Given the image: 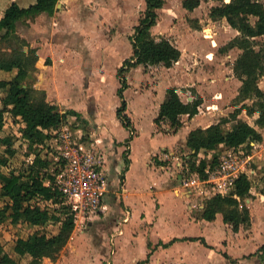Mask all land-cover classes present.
<instances>
[{
  "label": "rangeland",
  "instance_id": "374dc122",
  "mask_svg": "<svg viewBox=\"0 0 264 264\" xmlns=\"http://www.w3.org/2000/svg\"><path fill=\"white\" fill-rule=\"evenodd\" d=\"M111 1L112 0H107V3ZM133 1L135 4L133 5L135 8V13L131 14L130 12V19H132V21L135 18L138 19V17L145 9L144 0H132V2ZM182 1L183 0L164 1L162 5L163 9L160 11L157 10L159 17V19L158 17L157 19L159 23L157 24V26L153 27L152 32L155 37H168V39H171L172 42L175 45L179 46V48L184 53L183 58L181 59V62L177 64V67L179 66L180 68L182 66L185 71H180L178 70L179 68L177 69V73H179L177 75L178 82L176 83V87L179 90L181 98L185 101L188 100V97H191L192 99L195 98V96L198 95L195 87H200V90L205 97V100H203L205 101V103L203 102V104L201 103L199 106L202 110V114L200 115L205 116V120L201 121V123H197L207 126L208 124L216 123L217 121L226 118L229 121L227 123H224L223 126L225 129H228L235 122V120L231 118L230 114L235 108L241 106L242 104L237 103L236 101V95L238 93V88L241 84V81L235 76L232 68L233 61L241 50L237 47H233L231 48L233 50L229 49L227 51H222L220 47L228 41L229 37L231 38L233 36L234 28H232L228 24L227 20L224 17L219 19H211L210 21V8L213 5L219 4L223 0H200V4L197 7L193 8L192 10L186 8V12L180 11V7L183 6ZM259 1L264 2V0ZM171 11L176 12L175 14H173L172 19H170L169 14H167V12L171 13ZM253 20L254 18H252V21ZM128 22L122 23L120 30L117 31L115 36L112 35L111 37L107 38H98L101 45L108 43V40H112L111 42L114 41V45L112 46V48L110 47V50H107V52L104 54L103 60L99 62L100 57L97 56L95 58L97 73H100L99 75H102L104 77V80L101 81L100 78H96L94 83L92 82V84L90 85L93 86V88L91 89V95L96 96V102L95 100H93L92 102L90 101V103H88L90 105L89 109L94 110L96 108L99 110L100 116L104 121V126L107 128L109 127V129H111L117 136L121 135V130L119 126L120 124H117V117L115 114V107L119 104V97L116 94L118 78L115 75L114 71L115 66L118 63V59L122 57V55H126L129 51L128 46H130V44L129 36L127 34L130 32V30H128L127 27ZM114 23L118 28L120 21L117 19V17ZM27 25H29V22H26L25 19H21L17 21L16 28L19 31L26 32ZM115 26L113 27V29H111L112 25H110V29L115 30ZM95 29H89L91 30L90 32H92V35H98L97 30ZM20 37L24 38L31 47V41H28V39L25 37ZM214 39L216 40V45L212 41ZM11 44L12 43H10L9 41H0L1 57H7L9 55ZM17 45L19 46V44L15 42L12 46L17 47ZM263 45L264 35L256 37V47L258 48ZM73 47L83 54L93 52L92 45H73ZM23 49L26 51L27 47H24ZM210 55L212 57H209ZM126 58H128V56ZM99 63H102V66H98ZM41 64L42 62L39 64V66ZM39 66L36 68V70H31L25 82L29 84L33 83V81L35 80L36 72L39 71ZM144 68L143 69L145 70V72H153L151 73V77H149V75L145 79L143 75L144 73L141 70L140 66L132 68V70L129 72L130 86L125 95V99L129 102L131 112L135 114V123L138 129L137 131L139 132L138 141L136 142V151L134 153V157L132 158V171L130 172V179L128 180L130 184L129 187L132 190H134L135 187L142 186L146 183L151 186H157L160 183V178L158 176L153 177L151 175V172L153 171L151 169H153V167L148 168L146 167V165H144V152L148 148L150 149L154 148L155 146H159L160 142L165 140L164 137L153 138V135L151 134L153 121L150 120V116H144L142 114V110L145 107L151 108V105L154 104V101L160 96H163L162 86L166 81H168H165L164 79H169L170 77H167V74L165 75V73L161 71L165 68L163 67V64L150 66L147 65ZM173 73H176V71ZM74 81L78 86V94L76 98H78L81 102L82 109H85V111L87 112V110L89 109H86L84 107L85 96L83 94L85 92L81 87L82 82L79 81L78 78H75ZM152 84H154L153 87H148ZM258 84L260 88L264 90V75L260 76ZM141 85L148 88H145V90L140 93L137 88ZM2 94L3 93L0 90V97L2 96ZM244 102L250 104L251 100H245ZM85 114L88 116V119H76L75 117V120L73 122H66L67 124H63V126L69 127L71 129L77 128V131L80 130L79 132L84 135L85 139L95 140L98 145V150L106 159V164H109L108 170L111 174V177H113V173H117L118 177L119 174H123V179H121V182H119L118 178L116 181L118 183L117 192L119 194L117 199H109L108 202L110 203L111 207L107 205L105 212L99 213L98 216L92 217V219L87 220L86 222L78 221V223L74 225V229L68 239V242L61 250L58 257L55 260L45 258L40 264H102V262H105L106 258L110 257L111 253L109 252V245L110 241H112V239L114 238L113 235L118 229L123 228L125 224L121 221V211L119 210V205L121 204V206H124L121 187L125 181L126 173H124V161H121L122 166L119 169L120 171L118 169L116 171L115 162L117 160L116 153L120 154V158L122 160L123 152H126L128 158L130 157L129 151L131 144L126 146L124 141L116 143L115 138L103 136L100 128L98 127V121L96 120V117H98V115L91 114L90 110ZM257 115V112L254 114H248L246 109L244 108L239 112L238 118L254 125L262 134L261 141L250 142L251 147L249 148V150L253 157L251 160L253 161L249 162L248 164L249 168L253 170V172L250 173V176L253 180L254 186L259 189L264 183V127H259L255 124L254 121ZM189 119L190 118L186 114L182 115V126H186V122H188ZM22 125L23 122L18 117L14 118L8 112L4 114V122L3 127L0 129V136H11L14 139V147L16 148V153L14 154V156L9 157L8 159L10 166L20 168L26 165L33 159L35 155V152H31L28 155V152H30L34 148V151H40L41 157H48L51 159L53 157L55 158V136H51V138L46 140L44 144L30 145L25 138L21 137L20 128L22 127ZM159 127L162 131L173 132V128L170 127L167 121H161L159 123ZM181 127L179 128V130L182 131ZM130 134L133 135V132H130ZM113 140H115V143L120 146V148L118 149L116 147V151H113L112 146L110 145ZM4 148L5 145L1 144L0 156H4ZM166 151L169 154L168 148L166 149ZM171 151L178 158L181 164L186 163L185 154L188 155V149L185 152L183 147L176 145V147L172 148ZM214 152L220 155H227L229 150L226 152L225 149L220 148L214 151L204 152L202 156L210 159L211 156L216 154ZM199 156L202 157L201 155ZM165 159L168 160L167 163H169L174 158H172V156L170 155L169 158L165 157ZM152 161L154 165L159 166L158 160L152 157ZM52 162L51 164L53 165ZM0 169L4 172L7 171V169L3 166H0ZM161 170L164 171L163 168H161ZM181 170L182 167L178 166L173 175H170V181L172 182V184H175L176 186L178 185L179 188H182V195H180L179 197L183 202L182 211L183 213L187 214V212H189V210L187 209L189 208H186V204L190 205L193 202L203 203V200H200V198H197L196 195L192 194L190 197L192 198L191 203H189V200L186 201L185 194H188V189L183 186V177L181 175ZM156 172H159L158 169ZM164 173H161L160 175L163 176ZM141 190L142 189L140 188V191ZM134 191L139 190L137 189ZM132 194H128V196L130 197V203L140 201V194H133V197L131 196ZM153 194L155 193L153 192L152 194H150V196H155ZM5 200V198H1L0 206L4 203ZM244 203L249 208L251 226H240L237 233L241 232V239H239L240 241H237L236 244L241 246L242 251L248 252L247 257H255L258 263V260H261L258 257L256 251L262 244V240L258 239L260 235L264 240V196L257 191L253 198L245 199ZM172 206V201L167 200L164 208L165 214H163L162 217H160L161 215H159L157 221L154 224V228L149 232L151 238L157 239L158 237H164L173 230L185 231L186 229L191 233H198L197 231H200V229H202V232H205L208 237L210 236V239L212 241H215L216 238L220 236L224 231V228H222L219 224H222L221 213L216 214V217L213 220L215 224L210 226L203 225V228H201L192 224L187 225L181 217L175 214V212L172 210ZM149 210H152L151 205L149 206ZM197 210L198 206H195V208H193L192 214L199 215V211ZM216 218L219 223L216 222ZM229 226L231 228L230 224ZM252 227L253 230L251 229L250 231L249 228ZM56 230L57 224L55 223L30 226L26 223L10 224L8 222H4L0 224V247L8 251L11 255L15 256L12 251V245L17 237H26L34 232H45L46 234H51L56 232ZM230 233L236 235V232L234 233L232 228ZM135 234H137V232L133 233V235ZM117 237L118 236L115 237V240L117 239ZM232 237L233 236H231L230 238ZM144 247L145 244L143 243V235H140L137 237V240H134V243L127 248L126 252L121 253V256L118 258L117 264H127V261H130L131 257L135 254H143ZM235 259L237 261V258ZM27 260H29V256H25L20 259L21 262H26ZM135 263L136 261L129 264ZM237 263L242 264L238 261Z\"/></svg>",
  "mask_w": 264,
  "mask_h": 264
},
{
  "label": "trees",
  "instance_id": "16d2710c",
  "mask_svg": "<svg viewBox=\"0 0 264 264\" xmlns=\"http://www.w3.org/2000/svg\"><path fill=\"white\" fill-rule=\"evenodd\" d=\"M145 9L138 17L137 23L129 35L132 54L123 60L117 68L119 87L117 95L120 104L116 108V115L122 125L130 132L134 131L130 117L125 113L126 100L124 89L128 86L126 72L130 68L142 64H163L172 66L181 55V50L166 37H155L152 27L157 23V10L162 7L165 0H144ZM58 0H35L28 6H20L11 2L0 17V41H9L10 53L7 57L0 56V69L10 71L17 69L15 77L11 80L0 78V90L6 91L1 98L0 129L3 127L4 114L10 113L12 117H19L24 125L20 128L21 137L29 144L41 145L51 138L53 131L62 125L67 115H76L73 110L60 112L55 104L46 99L45 91L36 89L31 84L25 83L29 73L39 66L41 60L36 49L29 46L28 42L16 33V23L27 17L45 12L52 14ZM200 4V0H183V7L192 10ZM209 16L212 19L225 18L228 24L238 31V34L220 47L227 51L233 47L241 51L233 61V72L240 79L241 84L236 95L237 103L241 106L235 108L231 118L235 122L230 128L225 129L224 123L228 119H222L207 126H198L191 129L185 145L188 155L185 157V171L187 174L196 173L199 177H206L208 171L214 168L220 161L221 155L216 153L210 159L202 156L204 152L214 151L220 148L250 152V142L262 140L261 132L252 124L238 118L242 109L248 114L258 113L255 124L264 127V90L260 88L258 80L264 75V45L256 47V37L264 35V2L259 0H223L210 8ZM252 18L254 20L252 21ZM19 46H12L14 43ZM27 47L25 51L23 48ZM49 61L48 59L46 62ZM25 84V85H24ZM165 100L160 104L157 116L154 119L156 125L161 121H167L174 131L182 126V115L191 117L198 112L202 103L200 95L190 101H184L175 87H168ZM245 100H251L250 104ZM132 139L125 140L126 146ZM4 144V156H0V200H6L0 206V224L26 223L30 226L57 224L54 233L34 232L26 237H17L12 245L15 256L0 247V264H40L43 259L55 260L65 247L74 229L73 214L64 203V198L58 189L52 188L53 173L57 168H51L52 159L41 157L40 151L35 152L33 159L23 167L10 166L9 157L14 156L16 148L11 136L0 137V145ZM48 153V152H47ZM225 153V152H224ZM201 155L202 157H200ZM124 171L128 168L129 158L123 152ZM123 174L120 176V182ZM264 196V183L257 189L251 176L242 173L233 182L228 194L214 193L205 200L201 209V216L208 220H214L216 214L221 213L222 220L229 223L234 232L240 226L250 227V212L244 203L245 199L253 198L256 192ZM55 204V205H54ZM185 239L203 238L187 237ZM258 257L264 264V243L257 251ZM29 256V260L21 262L22 257ZM149 259V253L138 264H145Z\"/></svg>",
  "mask_w": 264,
  "mask_h": 264
},
{
  "label": "crops",
  "instance_id": "0c3cea01",
  "mask_svg": "<svg viewBox=\"0 0 264 264\" xmlns=\"http://www.w3.org/2000/svg\"><path fill=\"white\" fill-rule=\"evenodd\" d=\"M11 1L16 2L20 6H28L35 0H0V17L3 15L5 8L11 3ZM133 5L135 4L134 1L132 2V0H119V3L118 0H112L108 3L107 0H58V2L56 3V8L52 14L41 12L36 14L34 17H27L25 20L26 22H29V25L26 26V32L19 31L16 28V33L18 32L17 34L27 38L28 41H31V47L36 49V53L42 62V64L39 66V71L36 72L35 80L31 85L35 88L44 89L46 92L47 101L55 104L60 112L63 113L67 110H73L74 112H76V115L68 114L66 118L67 120H65L62 125L67 124L66 122H73L75 120V117L76 119H88V116L85 113H88L90 110L91 114L98 115V117H96V120L98 121V127L100 128L103 136L115 138L116 143H120L123 141L125 142V140L129 138L130 131L126 128H123L124 126L120 122L117 115L116 121L118 125L120 124V136H117L111 129H109V127L107 128L104 126V121L100 116L99 110L96 108L94 110L89 109L90 105L88 103H90V101L92 102L93 100H95L96 102V96L91 95V89L93 88V86L90 85L92 84V82L94 83L96 78H100L101 81L104 80V77L102 75H99L100 73H97L95 58L97 56L100 57L99 62L103 60L104 54L107 52V50H110V47L112 48V46L114 45V41L111 42L112 40H108V43L101 45L98 38H107L111 37L112 35L115 36L117 31L120 30L122 23L128 21L129 22L127 23V27L130 32L127 35L129 36L132 33L133 27L138 20L137 18H135L133 21L132 19H130L131 14L135 13V8ZM162 9L163 7H160L158 11ZM186 10L187 9L183 6L180 7V11L186 12ZM171 13L167 12L170 19H172L173 14H175L176 12L171 11ZM116 17L120 21L118 28L114 23ZM158 19L157 23L153 27L157 26V24L159 23ZM211 19L212 18H210V21ZM110 25H112L111 29H113V27L115 26V30H111ZM89 29L97 30L98 35H92V32H90L91 30ZM237 34L238 31L233 29V36L231 38H233ZM231 38L229 37L228 40H230ZM169 40L172 42L171 39ZM212 41L215 43V45L217 44L215 39ZM73 45H92L93 52L83 54L76 48H74ZM177 47L179 48V46ZM128 48L129 51L127 52V54L122 55V57L118 59V63L115 66L114 71L116 76L117 68L121 66L123 60L126 59L127 56L130 57V55L132 54L131 44L130 46H128ZM183 55L184 53L181 50L180 58L175 62V64L170 67H166L163 65V67L165 68L161 71H163L165 75L167 74V77H170L169 79H164L165 81H168H166L162 86L163 96H160L158 99H156L154 101V104L151 105V108L145 107L146 109L144 108L142 110V114L144 116H150V120L153 121L151 132L153 138L164 137L165 140L161 141L159 146H155L154 148L150 149L148 148L144 152V165H146V167L148 168L153 167V169H151L153 170L151 172V175L153 177L158 176L160 178V183L157 186H151L146 183L142 186L134 188V190L138 189L139 191L130 189V184L128 181L130 179V172L132 171V158L134 157V153L136 151V142L138 141L139 132L137 131L138 129L135 123V114L131 112L129 102L125 99L127 104L125 113L130 117L132 125L134 127L132 139L129 141V144H131L129 151V164L128 168L124 171V173H126V178L121 187L124 206H121V204L119 205V210L121 211V221L125 224L123 228L118 229L113 235L114 238L112 239V241H110L109 245V252L111 253L110 257L106 258L105 262H102V264H117L118 258L121 256V253L126 252L127 248L132 245L134 243V240H137V237L140 235H143V243L145 244L143 254H135L131 257L130 261H127V264L131 262L134 263L135 261V264H138V262L144 260L147 257L148 253L149 259L145 264H238L237 261L242 264H262L259 260L257 263V259L255 257H247L248 252L242 251L241 246L236 244L237 241H240L239 239H241V232H236V235L230 233L231 228L229 226V223H224L222 218V224L219 223L216 218V222H218L221 227L224 228V233L222 232V234L217 237L218 241L217 238L215 241H212L210 239V236L208 237L205 232H202V229H200V231H197L198 233H191L186 229L185 231L173 230L168 235L164 237H158L157 239H153L149 235V232L154 228V224L157 221L159 215H161L160 217H162V215L165 214L164 208L167 200L172 201V210L175 212V214L181 217L187 225L192 224L194 226L203 228V225L210 226L215 224L213 220L208 221L201 216V204L199 202L191 203L192 198H190L191 196H189L188 194H185V198L186 201L189 200V203H191L190 205L186 204V208H189L187 209L189 210V212H187V214L183 213V202L179 197L180 195H182V188H179L178 185L176 186L175 184H172V182L170 181V175H173L180 163L171 149L176 147V145H179L183 147L184 151L186 152L187 147L185 145V142L188 132L191 129L200 126L201 121L205 120V116L200 115L202 114L201 108L198 107V112L195 115L189 117L190 119L188 122H186V126L184 125L181 127L182 131L179 129V131L173 130V132L162 131L159 125H156V123L154 122V119L159 111V106L166 98L167 88L175 87L178 94L180 95L179 90L176 87V83L178 82L177 75L179 73H177V69L179 68V66L177 67V64L181 62ZM209 57L212 56L210 55ZM47 59L49 60L48 62H46ZM98 66H102V63H99ZM137 66L141 67L145 79L149 75V77H151V73L153 72H145V66H143L142 64ZM137 66H134L132 68H136ZM132 68H130V70L125 74L128 86L124 89V98L130 86L129 72L132 70ZM178 70L185 71L182 66ZM175 71L176 73H173ZM16 73V68L10 71L0 69V78L11 80L15 77ZM75 78H78L79 81L82 82L81 87L85 92L83 94L85 96L84 107L86 109H89L87 110V112L85 111V109H82L81 102L78 98H76L78 94V86L74 81ZM119 85L120 83L118 79L116 94ZM153 86L154 84L148 87ZM148 87H143L141 85L137 88V90L141 93L145 90V88ZM195 88L197 94L202 98V104L203 102L205 103V101H203L205 100V97L200 90V87L196 86ZM2 93L3 94L0 97V102L1 98L5 96L6 91H2ZM187 99V101L192 100L191 97H188ZM1 106L2 103L0 107ZM117 106L115 107V114ZM201 126L204 127V125ZM116 143L115 140H113L110 144L113 151H116V147L117 149L120 148V146ZM167 148L169 149V153H171L172 158H174L169 163H167L168 160L165 159ZM155 154H159L160 157H156ZM169 156H167V158H169ZM116 157L117 160L115 162V169L117 171V169L119 170L122 166L121 161L123 162L124 159L122 160L120 158V154L118 153H116ZM152 157L158 160L159 166L154 165ZM107 165L109 167V164ZM161 168H163L165 173L161 170ZM157 169L159 171L158 173L156 172ZM161 173H164V175L161 176ZM113 174L114 175L112 177V185L110 190L111 192H109L105 197V207L103 212L106 211L107 205L111 207L110 203L108 202L109 199L115 200L117 199L119 194L117 192L118 183L116 181L118 178L120 182V176L122 174H119V177L117 173ZM140 188L142 189L141 191ZM153 192L155 193L153 194L155 196L151 197L150 194H152ZM129 193L140 194V201H132L134 203H130V197L128 196ZM133 194L131 195L132 197ZM150 205L152 210H149ZM194 205L199 207L197 210L199 211V215L192 214L193 208H195ZM126 211L128 212L127 219L123 220V218L126 216ZM249 229L251 231V229L253 230V227ZM134 232H137V234L133 235ZM116 236L118 237L115 240ZM231 236L233 237L230 238ZM187 237H201L206 244H204L200 239H185ZM258 239L262 240V244L264 243L263 237L261 235ZM235 258H237V261Z\"/></svg>",
  "mask_w": 264,
  "mask_h": 264
},
{
  "label": "built area",
  "instance_id": "2783aa9c",
  "mask_svg": "<svg viewBox=\"0 0 264 264\" xmlns=\"http://www.w3.org/2000/svg\"><path fill=\"white\" fill-rule=\"evenodd\" d=\"M79 131L61 125L52 135L55 136V158H52L51 168H57L58 171L53 173L51 184L63 195L64 203L73 214L74 225L78 221L86 222L104 211L105 197L112 185L109 167L97 143L85 139ZM169 154L166 153L165 157ZM155 156L160 157L159 154ZM252 158L251 152L230 149L227 155H221L219 163L204 178L196 173L187 174L185 164L179 163L183 186L188 189L189 196L194 194L203 200V203L199 202L202 208L205 200L214 193L228 194L240 174L250 176L253 170L248 164L253 161ZM127 215L126 211L123 220L127 219Z\"/></svg>",
  "mask_w": 264,
  "mask_h": 264
}]
</instances>
